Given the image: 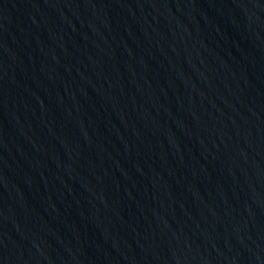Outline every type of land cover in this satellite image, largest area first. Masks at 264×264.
I'll use <instances>...</instances> for the list:
<instances>
[{"label": "water", "instance_id": "1", "mask_svg": "<svg viewBox=\"0 0 264 264\" xmlns=\"http://www.w3.org/2000/svg\"><path fill=\"white\" fill-rule=\"evenodd\" d=\"M0 264H264V0H0Z\"/></svg>", "mask_w": 264, "mask_h": 264}]
</instances>
